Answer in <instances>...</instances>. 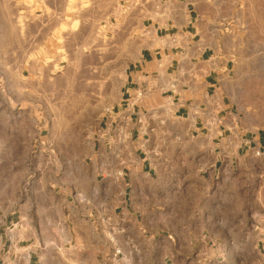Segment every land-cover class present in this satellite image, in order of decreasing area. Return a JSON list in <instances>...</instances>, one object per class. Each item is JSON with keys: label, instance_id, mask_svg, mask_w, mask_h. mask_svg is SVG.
I'll return each mask as SVG.
<instances>
[{"label": "crops", "instance_id": "1", "mask_svg": "<svg viewBox=\"0 0 264 264\" xmlns=\"http://www.w3.org/2000/svg\"><path fill=\"white\" fill-rule=\"evenodd\" d=\"M125 2L16 1L22 46L38 50L56 40L58 82L69 68L62 63L68 45L90 71L81 92L98 95V102L70 108L105 110L94 149L102 177L88 188L74 186L73 204L48 202L41 215L38 201L27 200L15 223L2 213L0 227L12 221L17 259L25 264H47L48 252L54 263L89 264L96 249L99 264H264V218L256 221L252 246L249 220L235 218V179L227 174L236 168L222 175L220 167L223 154L246 143L234 138V63L220 50L218 26L203 27L196 0ZM114 78L115 96L108 97ZM165 124L170 131L157 132ZM112 229L115 242L106 253ZM39 231L71 241L21 247ZM236 232L242 239L234 245ZM0 241L6 245L3 236ZM7 249L3 264H18ZM115 250L120 260L112 257Z\"/></svg>", "mask_w": 264, "mask_h": 264}, {"label": "rangeland", "instance_id": "2", "mask_svg": "<svg viewBox=\"0 0 264 264\" xmlns=\"http://www.w3.org/2000/svg\"><path fill=\"white\" fill-rule=\"evenodd\" d=\"M16 1L0 0V215L9 213L16 219L13 223L25 201H38L41 215L48 202L59 205L64 200L73 204L79 199L74 186L88 188L92 179L102 177L98 152L94 149L98 148V130L105 112L70 108L74 104L98 102V95L81 92L83 77L90 71L82 67L77 48L68 45L62 63L69 68L58 82L54 76L57 70L52 67L56 56L51 52L57 46L56 40L53 38L38 50L24 43L22 46ZM196 1L203 27L210 22L218 26L220 50L234 63L229 112L235 121L236 142L246 144L234 155L223 154L220 167L222 175L227 169L236 168L227 174L235 179V218L249 220L250 244L254 246L258 243L254 233L256 221L264 218V0ZM90 49L93 51V47ZM75 57L78 62L73 61ZM117 82L114 78L108 83V97L115 96ZM168 131L170 125L157 127V132ZM228 135L232 136L226 132ZM73 209L68 208L67 215ZM10 224L0 227V237L6 242L1 246L0 241V264L7 248L12 262L25 264L17 259L15 238L19 243V235L14 232L12 221ZM50 234L39 231L38 238L23 239L21 247L33 244L42 249L61 248L71 241L69 235L58 238ZM241 239V233L236 232L233 239L236 243L232 241L229 245H237ZM107 242L106 253L114 246L113 229ZM116 251L112 257L120 260L121 254L115 256ZM94 253V262L90 260L89 264H99L97 249ZM42 256L47 264H59L53 262L54 255L49 252ZM106 257L110 259V255Z\"/></svg>", "mask_w": 264, "mask_h": 264}, {"label": "built area", "instance_id": "3", "mask_svg": "<svg viewBox=\"0 0 264 264\" xmlns=\"http://www.w3.org/2000/svg\"><path fill=\"white\" fill-rule=\"evenodd\" d=\"M119 254H121V252H120L119 250H117V251L115 252V256H118Z\"/></svg>", "mask_w": 264, "mask_h": 264}]
</instances>
